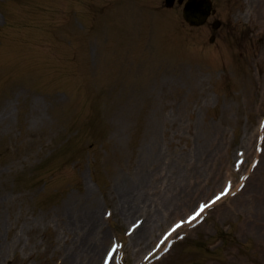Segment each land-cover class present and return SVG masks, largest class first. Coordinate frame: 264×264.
<instances>
[{"label":"rangeland","instance_id":"obj_1","mask_svg":"<svg viewBox=\"0 0 264 264\" xmlns=\"http://www.w3.org/2000/svg\"><path fill=\"white\" fill-rule=\"evenodd\" d=\"M212 2L210 44L163 0H0V264H87L93 239L100 264L113 238L141 264L197 200L236 186L241 151L244 172L259 156L242 191L151 264H264V0ZM142 175L147 246L124 235L145 215L117 204Z\"/></svg>","mask_w":264,"mask_h":264},{"label":"bare ground","instance_id":"obj_2","mask_svg":"<svg viewBox=\"0 0 264 264\" xmlns=\"http://www.w3.org/2000/svg\"><path fill=\"white\" fill-rule=\"evenodd\" d=\"M145 176H138L137 179L129 182L122 184L119 189H118V209L119 210H124V211H137L136 209H139L141 212L145 214V219L143 222V225L140 227H137L134 232L135 239L138 242H142L147 246L151 242L152 235L150 234L151 232V226L150 223L152 221V215L150 216L148 208H147V201L144 199L143 196H141L140 189L144 187L145 185ZM91 222H95L97 218H99L97 213H93L91 215ZM100 219V218H99ZM96 229V234H98V240L102 239L104 237L106 231H104L100 224L98 227L95 223ZM101 235V237H100ZM99 242V241H98ZM97 239H93L91 241V244L88 246V255L86 257L88 258V263L87 264H94V255L97 253L98 250V243Z\"/></svg>","mask_w":264,"mask_h":264},{"label":"snow or ice","instance_id":"obj_3","mask_svg":"<svg viewBox=\"0 0 264 264\" xmlns=\"http://www.w3.org/2000/svg\"><path fill=\"white\" fill-rule=\"evenodd\" d=\"M221 195H224V193H221ZM216 199H220V196H217ZM214 202V201H213ZM208 205L206 204H201L199 209L196 211V213L192 216H189L188 221L191 222L192 220L196 219V217H198L200 215L201 212H203V210L207 207ZM180 224H177L175 226V228H179ZM175 228L173 229V231L175 230ZM163 243V242H162ZM167 250V249H165ZM109 256H111V253H109Z\"/></svg>","mask_w":264,"mask_h":264}]
</instances>
